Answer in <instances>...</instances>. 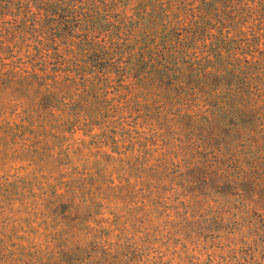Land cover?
<instances>
[{
  "label": "rangeland",
  "instance_id": "1",
  "mask_svg": "<svg viewBox=\"0 0 264 264\" xmlns=\"http://www.w3.org/2000/svg\"><path fill=\"white\" fill-rule=\"evenodd\" d=\"M114 3L141 37L150 0ZM11 65L0 63V264H264V152L214 119V102L149 64L86 101L75 88L40 99L9 82Z\"/></svg>",
  "mask_w": 264,
  "mask_h": 264
},
{
  "label": "trees",
  "instance_id": "2",
  "mask_svg": "<svg viewBox=\"0 0 264 264\" xmlns=\"http://www.w3.org/2000/svg\"><path fill=\"white\" fill-rule=\"evenodd\" d=\"M149 5L147 26L135 37L115 18L114 0H0L1 66L12 64L20 78L9 82L33 87L40 99L72 88L84 99L107 88L113 74L149 64L180 92L187 84L214 102V119L264 152V0ZM256 168L264 169V156Z\"/></svg>",
  "mask_w": 264,
  "mask_h": 264
}]
</instances>
